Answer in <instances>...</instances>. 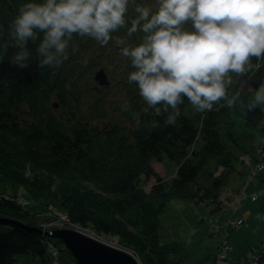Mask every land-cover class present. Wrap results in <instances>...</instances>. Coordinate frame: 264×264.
I'll return each mask as SVG.
<instances>
[{
	"label": "trees",
	"instance_id": "1",
	"mask_svg": "<svg viewBox=\"0 0 264 264\" xmlns=\"http://www.w3.org/2000/svg\"><path fill=\"white\" fill-rule=\"evenodd\" d=\"M27 2L41 0H0V24L7 29L19 7ZM137 3L141 4L138 0ZM113 35L124 37L125 31ZM138 42L134 34L130 43ZM108 50L94 39L74 35L69 59L59 69L43 72L36 68L34 60L28 69H19L9 63L13 49L0 51V162H7L3 160L6 151L32 166L58 168L75 180L92 183L100 193L93 189L83 191V204L88 206L87 199L92 203L88 210L83 206L78 209L82 203L74 198L71 188L59 181L55 183L52 191L61 199L56 200L61 210H66L67 218L80 225L90 224L89 228L109 234L118 242L134 245L133 234L118 227L119 221L109 213L97 210L100 203L106 204L121 218L126 216L124 223L137 227L142 240L151 244L157 236V218L170 199L188 197L195 203L221 209L220 192L227 184L234 159L231 143L238 145L232 119L243 113L220 106L198 113L185 99L177 126H164L166 114L157 117L141 112L147 105L137 85L128 83V73L134 69L118 48L109 60L89 58V54ZM100 62L105 63L103 68L115 82L126 88L123 97H111V86L79 81L89 77L91 69ZM262 78L264 67L256 74L253 87H258ZM251 94L248 90L246 98ZM125 103L130 111H124ZM192 107L195 113L191 114ZM133 113L141 114L144 126L139 130ZM162 156L176 166L169 178L152 165ZM17 161L14 159L10 166ZM212 161V167H207ZM12 171V176L19 179L21 174ZM151 177L154 182L146 190L145 183ZM33 180L36 182L38 177ZM105 193H110L106 200L102 197ZM15 198H0V209L6 210L0 211V264H12L17 254L43 256L45 251L40 224L33 217H24L18 207L19 199Z\"/></svg>",
	"mask_w": 264,
	"mask_h": 264
},
{
	"label": "clouds",
	"instance_id": "2",
	"mask_svg": "<svg viewBox=\"0 0 264 264\" xmlns=\"http://www.w3.org/2000/svg\"><path fill=\"white\" fill-rule=\"evenodd\" d=\"M130 8L134 17L128 15ZM120 30L124 37L113 35ZM134 34L138 43H130ZM74 35L101 46L115 41L134 69L127 80L137 85L147 105L141 112L166 114L164 126H177L185 99L198 113L214 111V106L244 116L257 108L264 111V78L253 87L264 67V0L27 2L7 29L0 24V51L13 49L9 63L19 69H28L34 60L42 72L56 70L69 59ZM248 90L252 94L246 98ZM122 107L130 111L127 103ZM133 118L137 130L144 126L140 113Z\"/></svg>",
	"mask_w": 264,
	"mask_h": 264
},
{
	"label": "rangeland",
	"instance_id": "3",
	"mask_svg": "<svg viewBox=\"0 0 264 264\" xmlns=\"http://www.w3.org/2000/svg\"><path fill=\"white\" fill-rule=\"evenodd\" d=\"M138 1L141 4L149 5L156 3V0ZM129 14H135L131 8ZM188 27H191L190 23ZM106 47L109 49L108 51H103L98 55L89 54V58L99 57L98 59L109 60L111 54H115L114 51L118 46L113 40ZM104 64V62H100L97 65ZM100 71L99 67H93L90 76L80 78L79 81L81 84L87 80L97 84L94 74ZM107 76L113 83L114 80L110 72ZM108 89L111 97L118 95L123 97L126 88L122 84L113 83ZM189 111L191 114L195 113L193 107ZM233 119L236 122L233 130L234 134L238 136L236 141L238 145L231 143L234 159L231 170H229L227 184L222 187V192H220L219 205L221 209L204 203H195L192 198L188 197L172 198L165 203L163 212L157 218V236L153 237L149 244L142 240L143 237L137 227L134 228L132 225L124 223L123 220L126 216L121 218L111 207L100 203L97 210L103 213L107 212L111 218L118 220L119 223L116 225L123 228L124 232L129 231L133 234L135 244H126L125 241L118 242L116 238L109 234H102L97 230L93 233L95 239L111 246L115 245L117 248H126L132 253L137 264H178L179 262L184 264H242L240 260L245 261L254 253L259 255L260 248L264 247V219L256 217L258 215L264 217V191L255 200L250 198V194L264 187V168L260 167L264 165V111L257 108L247 116L240 114L238 117L233 116ZM4 152L5 159L3 160L7 162H0V198L10 200L13 198L14 200H12L15 201V197H17L21 204L18 206L19 210L21 209L25 218L37 219L40 224L39 230L70 228L69 225L74 223L71 218H67L66 210L64 208H62L63 211L61 210L59 201L56 200L61 199L52 191L58 181L65 187L71 188L74 198L81 201L82 204L78 209L81 210L82 206L86 210L92 209L89 199L86 200L88 206L83 204V191L96 188L92 183L87 182L86 186V183L81 180L65 176L67 173L64 170L53 169L50 166H32L26 159L21 160L6 151ZM14 159H17L18 163L10 166V162H13ZM152 165L165 178L171 177L176 170L175 163L165 156L160 161L153 160ZM212 165L213 161L207 167L211 168ZM11 168L21 174L19 179L12 176L15 174ZM35 176L38 177L36 182L32 181ZM29 181H31L30 184ZM153 182L154 177L149 178L144 188L148 190L149 185ZM245 190L246 196L243 197L242 192ZM94 192L100 193L98 190ZM102 197L106 200L110 196L105 193ZM240 197L244 200L243 203H241ZM230 205L236 207L235 213L229 208ZM72 207L74 208V206ZM0 211L5 212L6 210L0 209ZM230 220L240 221L233 226V222L230 223ZM88 229L90 232L94 231L92 227ZM45 231H40L43 234L44 255L17 254L12 264H76L63 243L56 237L47 235ZM105 238L108 239L106 242ZM223 241H227L230 248L226 250L225 258L218 261L217 252ZM177 253L181 259H178Z\"/></svg>",
	"mask_w": 264,
	"mask_h": 264
},
{
	"label": "water",
	"instance_id": "4",
	"mask_svg": "<svg viewBox=\"0 0 264 264\" xmlns=\"http://www.w3.org/2000/svg\"><path fill=\"white\" fill-rule=\"evenodd\" d=\"M99 84L107 83L104 72L96 73ZM56 237L71 253L76 264H137L134 257L121 248L95 240L86 233L72 228H56L46 231Z\"/></svg>",
	"mask_w": 264,
	"mask_h": 264
},
{
	"label": "bare ground",
	"instance_id": "5",
	"mask_svg": "<svg viewBox=\"0 0 264 264\" xmlns=\"http://www.w3.org/2000/svg\"><path fill=\"white\" fill-rule=\"evenodd\" d=\"M128 104H129V102H128ZM122 105H124V104H122ZM57 105H55V107H56ZM121 106V105H120ZM119 112V111H118ZM235 117H238V115H236ZM234 122H235V119H232ZM236 123V122H235ZM162 158H164V156H162ZM65 176H68L67 174H65ZM81 182H83V183H86L85 185L87 186V181H82L81 180ZM264 191V187L261 189V190H259V191H253L251 194H250V198L252 199V200H255V199H257L258 198V196H259V194L260 193H262ZM242 194H243V197H245L246 196V190L245 191H243L242 192ZM108 196H110V193H108ZM240 201H241V203H243V199H242V197H240ZM228 206V205H227ZM229 208L232 210V212H236V207H234L233 205H230L229 206ZM233 220H230L229 222L231 223ZM236 222L233 224V226L235 225V224H238L239 223V221L240 220H235ZM73 224H75V228H73V227H71ZM76 224L77 223H72L71 224V226H69L70 228H72V229H75V230H77V231H79V232H81L82 233V231H80V230H78L77 229V226H76ZM79 225H80V223H79ZM90 225V224H89ZM89 225H84V224H82V225H80V226H82V228L84 229V230H88L87 228H89ZM94 229V228H93ZM40 231H45V230H40ZM47 231H49V230H47ZM46 232V231H45ZM95 232V229H94V231H92V232H88V233H90L91 234V236L89 235V237H91V238H96L95 236L93 237L92 235H93V233ZM97 236H99V235H97ZM111 236V235H110ZM112 237V236H111ZM96 240V239H95ZM108 239L107 238H105V242L107 241ZM113 248L115 249V248H117L115 245H113ZM124 248V247H123ZM219 248L220 249H218V252H217V255H218V258H217V260L218 261H220L221 260V258H225V256H226V250L228 249V248H230V246H228L227 245V241H223V242H221L220 243V245H219ZM221 249L223 250H225V251H221ZM261 249V252H260V254L259 255H256V253H254V254H252L248 259H246L245 261H241L240 260V262H242V264H263V257H264V247H262V248H260ZM123 250H125V251H127L128 253H130L131 255H132V253L131 252H129L126 248H124ZM230 250V249H229ZM133 256V255H132ZM134 257V256H133ZM177 257H178V259H181V257H180V255H179V253H177ZM171 263V262H170ZM215 263V262H214Z\"/></svg>",
	"mask_w": 264,
	"mask_h": 264
},
{
	"label": "built area",
	"instance_id": "6",
	"mask_svg": "<svg viewBox=\"0 0 264 264\" xmlns=\"http://www.w3.org/2000/svg\"><path fill=\"white\" fill-rule=\"evenodd\" d=\"M232 222H233V224H234L236 221L233 220ZM232 222H231V223H232ZM69 226H71V225H69ZM76 226H77V229H78V230H80V231H82L83 233H86V234H88V235L91 236V234L88 233V232H90L88 228H87L88 230H84V229H82V226H80L78 223L76 224ZM71 227L75 228V224H73ZM75 229H76V228H75ZM92 236L94 237V235H92ZM221 251H224V249H223V250L221 249Z\"/></svg>",
	"mask_w": 264,
	"mask_h": 264
}]
</instances>
